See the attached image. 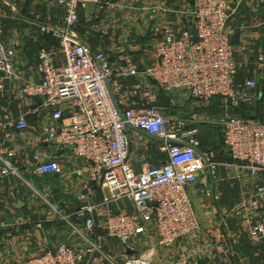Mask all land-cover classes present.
Listing matches in <instances>:
<instances>
[{
	"label": "crops",
	"instance_id": "crops-1",
	"mask_svg": "<svg viewBox=\"0 0 264 264\" xmlns=\"http://www.w3.org/2000/svg\"><path fill=\"white\" fill-rule=\"evenodd\" d=\"M193 1L111 0L97 15L92 8L81 11L79 22L93 18L96 24L75 28L74 33L92 51H103L114 65L130 57L142 67L145 59L135 47L152 45L160 35L155 30L163 26L175 35L191 30L189 12ZM228 10L227 29L231 37L239 36L238 45L233 46L236 81L256 83V87L245 89L250 102L231 108L221 99L202 103L181 92L154 89L156 105L172 122L182 120L186 129L196 130L197 134L198 125L204 126L199 136L200 152L216 163L215 170L202 172L189 190L200 225L196 237L168 248L157 245L153 229L129 248L106 239L92 264H123L143 251L148 252L150 264H176L181 259L189 264H264V241L256 245L248 236L249 226L264 224V195L258 199V210L246 204L254 196L260 178L234 164L221 140L214 143L212 138L208 143L206 138L210 130L206 125L224 113L245 120H264V62L258 60L264 56V0H228ZM64 17L51 0H0L2 39L15 53L13 77L0 91V149L16 152L13 166L17 170V175H2L0 162V264H24L60 245L83 249L102 233L99 229L94 235L87 233L78 215L83 205L80 195L89 185L85 175H76L84 162L70 151L42 140V129L53 122L50 111L40 109L28 115L25 131L12 126L33 109L31 101L20 96L19 89L37 81L38 53L57 46L52 29H63ZM96 32H102L104 37L95 36ZM122 83L126 90L135 84L153 89L141 76L124 78ZM135 100H142L140 92ZM192 115L196 117L193 120ZM128 139L129 162L137 173L167 164V154L160 149L162 143L151 140L147 133L129 127ZM35 155L40 162H57L60 172L35 175ZM103 197L109 195L99 190L92 191L89 197L95 207L93 219L100 226L109 215L133 210L127 199L104 203Z\"/></svg>",
	"mask_w": 264,
	"mask_h": 264
},
{
	"label": "built area",
	"instance_id": "built-area-1",
	"mask_svg": "<svg viewBox=\"0 0 264 264\" xmlns=\"http://www.w3.org/2000/svg\"><path fill=\"white\" fill-rule=\"evenodd\" d=\"M51 1L65 15L63 29H52L56 47L39 51L37 81L19 89L33 109L12 126L25 131L28 115L40 109L50 111L53 122L42 129V140L70 151L84 162L76 175H85L89 185L80 195L83 205L78 215L87 233L94 235L96 229L102 233L83 249L60 245L24 264H92L104 240L112 239L129 248L148 229H153L157 245L163 248L194 240L200 225L189 190L202 172L214 171L216 163L200 152L196 130L186 129L182 120L172 122L156 105L154 89L181 92L202 103L221 99L231 108L250 102L245 89L256 87V83L236 81L237 65L226 26L228 0H194L189 12L191 30L175 35L168 26L156 29L160 35L152 45L135 47L145 59L142 67L130 57L114 65L103 51H92L75 36L79 13L92 8L97 15L111 0ZM14 58V50L3 42L0 20V91L13 77ZM258 60L264 62V56ZM138 76L147 79L153 89H142L138 84L124 88L122 79ZM139 92L142 100L136 101ZM214 124L231 161L260 178L254 196L246 201L251 209L258 210V199L264 195V120H245L224 113ZM129 127L176 142L160 147L167 154V164L137 173L129 162ZM15 157L13 149H0L2 175H17ZM33 161L35 175L60 172L55 161L40 162L37 155ZM94 190L109 195L103 197L104 203L109 199L129 200L132 212L109 215L100 226L93 219L95 207L89 201ZM248 236L259 245L264 241V224L249 226ZM123 264H150V257L143 251ZM176 264L189 262L181 259Z\"/></svg>",
	"mask_w": 264,
	"mask_h": 264
},
{
	"label": "rangeland",
	"instance_id": "rangeland-1",
	"mask_svg": "<svg viewBox=\"0 0 264 264\" xmlns=\"http://www.w3.org/2000/svg\"><path fill=\"white\" fill-rule=\"evenodd\" d=\"M93 18H90L89 20H86L85 21V19H84V21H81V22H79L76 26H75V28L77 29V28H79V27H82V26H84V27H86L87 25H88V27H89V24L91 23V24H96L95 23V21H94V19L92 20ZM90 24V25H91ZM100 30V29H99ZM98 30V31H99ZM95 36H102V37H104V35L102 34V32H96V33H93ZM140 42V41H139ZM214 123V122H213ZM213 123H209V124H207L206 126H208L209 127V129L210 130H207V132H209L208 133V136L206 137L207 139H208V143H211V139L213 138L214 139V143H216L217 141L219 142L220 140H221V143H222V137H221V133H220V131H219V129H218V127L215 125V124H213ZM204 126L203 125H198V128H199V131H198V134H197V138L199 139V141H200V143H201V138H199V136H201L200 135V133H201V130H203L204 128H203ZM202 138H203V136H202Z\"/></svg>",
	"mask_w": 264,
	"mask_h": 264
},
{
	"label": "water",
	"instance_id": "water-1",
	"mask_svg": "<svg viewBox=\"0 0 264 264\" xmlns=\"http://www.w3.org/2000/svg\"><path fill=\"white\" fill-rule=\"evenodd\" d=\"M238 38H239L238 34L234 35L233 37H231V45L232 46L238 45ZM35 101L37 102V105H40V100L39 99H36ZM148 136L150 137L151 140L153 139V140L161 142V143H167V144H175L176 143V142L169 141V140L166 141L164 139H159V138H156V137H153V136H150V135H148Z\"/></svg>",
	"mask_w": 264,
	"mask_h": 264
}]
</instances>
